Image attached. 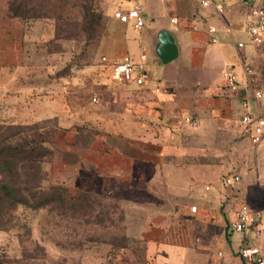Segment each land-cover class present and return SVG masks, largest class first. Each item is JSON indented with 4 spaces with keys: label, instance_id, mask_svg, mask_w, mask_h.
<instances>
[{
    "label": "crops",
    "instance_id": "crops-1",
    "mask_svg": "<svg viewBox=\"0 0 264 264\" xmlns=\"http://www.w3.org/2000/svg\"><path fill=\"white\" fill-rule=\"evenodd\" d=\"M212 1L224 7V14L219 15L214 6L185 0L167 4L145 0V27L137 30L133 26L132 41L113 36L110 56L128 55L139 61L146 54L150 80L143 86L123 85L132 86V123L106 126L89 149L81 150L78 162L69 163L72 170L81 169L82 176L87 173L100 181L101 187L92 190L129 192V237L139 264H257L240 255L250 245L261 247L264 258V217L258 231L230 228L242 204L253 211L264 210V144L258 156L250 152L240 169L231 173L241 176V183L233 187L222 182L198 189L188 184L187 179L200 176L194 166L173 173L176 156L183 157L184 148L190 141L197 143L199 135L209 142L218 129L231 130L236 117L245 135L239 98L248 84L241 58L256 51L245 30L248 13L242 18L233 16L234 10L228 11L220 0ZM137 5L134 2L132 8L123 10ZM112 19L115 27L129 25L114 18V13ZM241 19L244 27L236 29L232 22ZM4 21L0 25L3 32L11 35L23 30L24 23L7 14ZM10 35L0 39L1 122L37 123L67 113L70 107L63 94L36 92L25 85L19 74L25 66L24 47ZM240 42L245 48L237 47ZM228 66L240 82V90L231 97L223 77ZM191 132L196 135L189 139L186 134ZM75 175L71 174V181L77 179Z\"/></svg>",
    "mask_w": 264,
    "mask_h": 264
},
{
    "label": "rangeland",
    "instance_id": "rangeland-1",
    "mask_svg": "<svg viewBox=\"0 0 264 264\" xmlns=\"http://www.w3.org/2000/svg\"><path fill=\"white\" fill-rule=\"evenodd\" d=\"M11 1L29 6L23 12L35 16L25 20L18 33L0 30V39L10 35L23 44L25 66L19 74L25 85L36 92L63 94L70 108L54 120L8 134L18 135L7 144L27 140L45 158L41 180L33 178L32 170L11 180L22 203L4 197L0 190V264H139L129 237V192L92 190L101 187L100 181L87 173L82 176L81 169L72 170L69 163H77L81 150L89 149L106 126L132 123V86L117 84L101 59L111 57L108 48L113 36L132 41L133 23L115 27L114 10L132 8L134 2L144 9L145 0H0V25ZM185 1L200 5L202 0ZM220 2L240 18L252 6H264V0ZM232 23L236 29L244 27L242 19ZM244 37L248 39L246 34ZM245 56L252 69L251 86L247 85L239 100L264 108V48ZM255 87L263 90L261 101L253 97ZM236 118L231 130L218 129L209 142L198 134L199 141H190L183 157L176 156L173 173L181 172L183 166L198 167L200 176L186 181L206 189L239 170L253 150ZM195 135L186 134L189 139ZM71 174L77 179L71 181ZM8 180L0 174V185ZM54 193L62 196L55 199ZM135 195L132 192V198Z\"/></svg>",
    "mask_w": 264,
    "mask_h": 264
},
{
    "label": "built area",
    "instance_id": "built-area-1",
    "mask_svg": "<svg viewBox=\"0 0 264 264\" xmlns=\"http://www.w3.org/2000/svg\"><path fill=\"white\" fill-rule=\"evenodd\" d=\"M201 5L203 7L214 6L219 15L224 14L225 11L222 5L215 4L212 0H202ZM114 18L124 24L133 23L134 28L137 30L143 29L146 24V18L140 5L130 10H116ZM172 22L177 23V20L172 19ZM245 30L250 38V44L256 49H263L264 6L254 5L250 8ZM211 32H213L212 29ZM245 46L244 42L237 43L238 48H245ZM101 60L109 68L114 81L119 85L136 83L139 86H143L150 80L151 75L146 67V54L144 53L139 61L133 60L128 55L123 57L102 56ZM241 62L243 72L248 79L247 84L251 86L249 77L252 75V69L246 61V57H242ZM223 77L226 94L231 97L240 90L237 74L232 67L228 66L223 70ZM252 93L257 101H261L263 98V90L260 88H253ZM255 108L253 110L252 104L247 100L241 101V124L252 146L253 155L258 156L264 144V108L257 106ZM240 183L241 176L239 174H231L224 178V184L228 187H233ZM197 209V206L192 207L193 212H196ZM261 217H264V210L253 211L247 204H242L239 208L237 219L230 224V228L235 232L258 231ZM240 255L245 260L264 264L263 249L259 246H245L241 249Z\"/></svg>",
    "mask_w": 264,
    "mask_h": 264
},
{
    "label": "trees",
    "instance_id": "trees-1",
    "mask_svg": "<svg viewBox=\"0 0 264 264\" xmlns=\"http://www.w3.org/2000/svg\"><path fill=\"white\" fill-rule=\"evenodd\" d=\"M24 9L29 10L30 8L27 5H19L15 1H11L8 7L7 16L21 22L29 20L30 18H35V16H29L28 12H23ZM41 122L30 124H14L8 122L0 123V174L9 178L6 183L0 185V190L4 197L10 198L17 203H22L23 201H21L18 197L19 190L12 186V183H10L11 180L13 178H17L16 176L20 173H25L27 170L33 171L34 179L41 180L42 178L39 175L42 173L41 165L44 162L42 159L45 158V155H43L40 151H37L36 146H31V142H27V140L23 141L21 138L18 142H16V144H12V142L7 144L8 141L18 135L17 133L8 134L13 130H23L27 126H34ZM40 150L44 151L41 147ZM37 152L38 154H36ZM52 195L55 199L56 197L59 198L62 196V194L58 193H54ZM50 201L51 199L48 200V202Z\"/></svg>",
    "mask_w": 264,
    "mask_h": 264
}]
</instances>
